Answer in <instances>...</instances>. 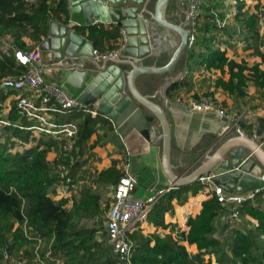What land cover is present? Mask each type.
I'll return each instance as SVG.
<instances>
[{"label":"crops","instance_id":"obj_1","mask_svg":"<svg viewBox=\"0 0 264 264\" xmlns=\"http://www.w3.org/2000/svg\"><path fill=\"white\" fill-rule=\"evenodd\" d=\"M156 1L147 0L144 6L145 10L153 12ZM244 1L243 13L237 17L235 0H203L198 27L206 21L205 8H209L210 16L207 18L205 31L200 28L197 31L196 44L194 41L192 47L182 51L169 70L160 73H138L130 84L127 79L129 71L137 66L145 68L165 66L181 42L180 34L156 22L152 13H142L150 51L144 57L137 59V62L134 58L124 55V49L118 58L110 60L92 58L89 60L90 62L82 63H78L79 59L77 58L57 60L60 58V54L53 49L57 35L52 36L50 32L60 34L64 26L67 27L66 36L68 32L72 31L93 45L94 50L99 51L115 48L120 43L122 36L125 35L124 29L113 22L96 20L89 26H82L70 21L67 0V19L50 16L47 32L45 35L40 36L39 41L30 38L32 28L28 27V34L22 36V40L25 42L24 49H34L36 47L40 49L43 65L41 74L44 80L60 86L74 98L78 99L82 92V89L76 86L80 77L76 74L74 76V73L86 70L92 78L100 73L103 74L105 80L103 82L107 81L108 85H112L114 78L111 76V72L117 70L116 65L121 68L122 77H119L123 78L124 81L120 90V98L116 102L120 112L118 118L113 119V121L118 127L123 141L114 132L108 118L102 116L106 114H101V120L96 124L95 131L84 145L83 155L80 159L81 164L76 173L77 181L81 187L84 185L91 186L95 191L97 185L106 184L110 185L113 190L115 184L96 181L95 176L101 170L110 167L113 162L121 172L123 162L128 157L129 171L135 174L137 179L131 197L145 198L156 190L181 187H171L173 182L170 180V175L186 177L193 173L204 160V158L199 157L200 152L206 147L204 143L207 144L208 141H212L214 138L216 139L214 140L216 142L214 148L220 147L230 139H239V141L237 140L238 148L244 145L242 147H244L247 154L249 153V156L251 155L249 148L253 145V142L258 143L264 150V98L261 95V89L250 81L243 96L229 94L221 87L215 86V80L219 77L225 80L228 79V73L221 74L220 70L215 67L205 68L199 63L200 57L196 55L206 50L205 44L207 43L211 47H218L223 50L228 59H233L236 62L245 61L248 65L258 63L264 71V62L261 59V53L264 51V0ZM187 6V0H168L166 7L161 9L162 17L171 24L188 30V21L185 14ZM252 13L259 15L257 33L249 31L241 19ZM211 14H214V18L211 17ZM215 23L216 25H214ZM91 26L103 30H112L113 27H116L119 34L115 38L104 36L96 42L95 38L88 35ZM48 36L53 39L52 48H49L48 42L45 41ZM203 36L210 38V40L203 39ZM2 40V45L8 41L9 45L16 48L12 44V37L9 35H5ZM191 48L192 50H190ZM190 51H194L196 54L189 57L188 52ZM70 60L73 62L69 63ZM92 62L97 65L98 70L94 71L96 68ZM111 69L112 71H110ZM2 93L7 94V96L0 100V113L3 116H8L12 107H15L14 98L17 92L4 91L0 88V94ZM133 93L143 102L139 101ZM204 97H209L212 100L213 108L190 109L189 103L191 100H202ZM87 105L98 106V103ZM150 105L159 108L168 122L169 159L167 162L164 159L166 132L163 121L158 111ZM214 108L224 110L226 117L219 118ZM244 110H249L252 119L256 121L254 129L257 135L255 137H252L253 128L249 121L241 120L239 122L241 130L245 134L243 136L238 134L239 132L233 123V115ZM62 116L65 115H57L54 119L57 122H64L59 121ZM65 119H68L65 121L73 120L70 117H65ZM28 122L29 125L33 124L32 121ZM30 132L31 139L29 138L26 142L21 141L23 145L14 144L17 152H21L23 149L37 148L38 139L43 137L55 141V144L47 153V160L52 162L54 158L59 156L63 143L61 138L46 136L42 133L35 134L34 130H30ZM256 162L258 163V161ZM198 178L195 184H200L201 187L196 192H192V189H186L180 192L177 198H173V210L166 212L164 215V221L167 224L165 228L156 227L146 218L141 222L137 231L144 235L156 232L160 236L171 233L174 237H178L177 231L190 232L191 227L186 224L187 218L198 214L202 202L210 197L213 192V185H204ZM193 182L184 186L191 185ZM50 194L53 199L59 200L63 192L56 188L54 184ZM258 197L261 198L260 202L255 197L251 203L258 205L260 209H264V193ZM106 206L109 207V204L103 206L100 198L101 212L105 214V217L108 209ZM227 214V208L221 206L214 218L216 228L214 236L221 241H229L236 229L246 231L257 224L256 219L241 211V217L231 225L224 221V216ZM98 240L100 241V239ZM181 243L189 252H197L195 244H189L187 241ZM210 257L212 262H215L214 256L211 255Z\"/></svg>","mask_w":264,"mask_h":264},{"label":"trees","instance_id":"obj_2","mask_svg":"<svg viewBox=\"0 0 264 264\" xmlns=\"http://www.w3.org/2000/svg\"><path fill=\"white\" fill-rule=\"evenodd\" d=\"M235 1L238 17L243 13L245 1ZM205 9L206 21L201 26H197V31L199 28L205 31L207 18L210 16L209 8ZM67 15L66 0H0V46L3 43L2 38L9 35L16 48H25L22 36L28 34V27L32 28L30 38L39 41L40 36L47 32L50 16L66 20ZM213 16L214 14H211V17ZM241 19L249 31L257 33L259 22L257 13ZM118 34L116 27L112 30H103L91 26L88 30V35L95 38L96 42L104 36L115 38ZM203 39L210 40L205 36ZM205 46V51L198 54L190 51L188 56L196 54L200 57L199 63L205 68L215 67L221 74L228 73V79L217 78L215 86L221 87L229 94L243 96L245 88L251 81L261 89L264 98V71L258 63L248 65L245 61L236 62L228 59L225 52L218 47H211L207 43ZM13 49L10 45L8 54L0 49V80L5 76L17 75L26 70L24 66L17 64ZM261 59L264 62V51L261 53ZM6 96L7 94H0V100ZM62 115L65 116L59 121L69 119L65 117L81 118L74 136L73 153L76 161L70 167L71 176L77 180L75 176L81 164L84 145L95 131L101 116L93 118L82 112ZM6 117L11 122L29 125L24 117L18 115L15 107H12ZM2 130L6 134L0 135L2 137L0 138V264H15L19 259L31 261L35 256L37 237L48 244L50 255L57 258L59 264H119L120 260L113 253L111 245L97 239L96 229L81 224L82 220L95 218L101 213L99 193L91 186H82L78 194L73 196L70 208L64 206L67 199L55 200L51 196L50 190L56 182L53 166L61 157L54 158L52 162L47 160V153L55 141L40 137L36 144L37 148L12 152L9 149L15 144L12 137L26 142L31 132L13 126L0 128V133ZM120 176L121 172L113 162L110 167L97 173L95 178L96 181L116 184ZM196 182L197 180L193 182L194 184L166 191L148 212V221L156 227L165 228L167 224L164 215L173 210V198H177L179 193L186 189L196 192L201 187L200 184H195ZM262 193L264 190L255 196L258 202L261 200L258 196ZM242 205L241 211L256 219L257 224L246 231L234 230L227 242L214 236L216 231L214 218L221 209V204L214 194L202 202L198 214L187 218L186 224L191 227L190 232L177 231L178 237H174L171 233L160 236L156 232L148 235L140 231L133 232L129 237L135 242L131 264H264V209L251 203V200L245 201ZM182 241L195 244L197 252H189ZM41 251H43L41 256L44 257V250ZM211 255L214 256L215 263L212 262ZM206 256L208 258H205Z\"/></svg>","mask_w":264,"mask_h":264},{"label":"built area","instance_id":"obj_3","mask_svg":"<svg viewBox=\"0 0 264 264\" xmlns=\"http://www.w3.org/2000/svg\"><path fill=\"white\" fill-rule=\"evenodd\" d=\"M186 18L188 21L187 45L190 48L197 35V26L199 23V15L203 5V0H187ZM126 37L122 36L120 43L111 50L99 51L93 50V58L103 60L118 58L123 49H125ZM10 43L6 41L0 49L8 54ZM13 55L17 62L26 68V70L17 75H8L0 80V88L4 91L17 92L15 95V109L20 117H24L27 121H32V125L24 126L18 122H11L6 116L0 115V128L5 126L18 127L20 129L34 130L46 136L61 138L63 140L62 150L58 157L59 160L54 164V173L56 174V188L63 192L60 199H67L64 204L66 208H70L73 203V196L78 194L81 189L80 183L70 174V167L76 161L74 151V136L78 130V121L69 120L57 122L56 118L59 114L82 112L89 114L91 117L101 116L98 106H92L82 103L79 99L70 96L60 86L44 80L41 74V51L38 47L34 49L14 48ZM192 110L195 109H211L213 108L212 100L204 97L202 100L193 99L189 103ZM216 115L220 118L226 117L224 110L214 108ZM108 118L113 126V130L123 138L113 118ZM233 123L237 128L238 134L243 136L244 132L240 128L241 120L249 121L253 128L252 137H255L256 121L252 119L249 110H244L233 115ZM17 145H23L17 138L12 137ZM10 151H17L16 147L10 146ZM128 157L123 162L121 168V176L114 185L112 191V201L106 212L105 228L108 244L111 245L112 251L120 260V263L131 264L132 250L135 242L131 240L130 234L137 231L142 221L147 218L148 212L151 210L157 200L167 190H156L150 196L145 198H132L131 193L134 190L137 179L135 174L129 171ZM246 158L243 160L245 161ZM214 174L199 176L198 180L204 185H213L212 194L222 207H226L228 214L224 216V221L233 225L241 217L240 208L247 200H253L260 190H264V172L261 180L263 186L261 189H255L245 192L244 194H235L225 191L220 185L213 183ZM36 246L34 257L31 261L19 259L15 264H59L57 258L50 255V247L44 250V257L41 256V248L45 245V241L40 237L36 238ZM8 258V255L4 253ZM43 257V258H42Z\"/></svg>","mask_w":264,"mask_h":264},{"label":"water","instance_id":"obj_4","mask_svg":"<svg viewBox=\"0 0 264 264\" xmlns=\"http://www.w3.org/2000/svg\"><path fill=\"white\" fill-rule=\"evenodd\" d=\"M67 2L70 21L77 25L89 26L96 20H99L100 22H113L121 26L124 29L126 37L124 55L134 58L136 62L138 61L137 59L144 57L150 51L142 13H152L154 15L153 19L156 22L180 34L181 42L165 66L159 68L137 66L129 71L127 75L129 84L132 83L134 76L138 73H160L169 70L175 64L181 52L188 49V30L171 24L162 17L161 9L166 7L168 0H157L153 12L145 10L144 6L147 0H67ZM50 34L52 36L57 35L55 45H52L53 39H51L50 36L46 37L45 41L46 43L48 42L49 48L53 46V49L60 54V58L57 60L62 58H77L79 59L78 63H82L90 62L89 60L93 58V45L86 42L84 38L76 35L72 31L68 32L66 36V26L63 27L60 34L53 31H51ZM68 62L72 63L73 61L70 60ZM93 65L96 68L94 71L98 70L97 65H95V63H93ZM116 67L117 70L111 72V76L114 78L112 80V85H108L107 81L103 82V74L100 73H97L93 78L91 75L89 76L86 70L74 73V76L76 74L80 77L78 85L76 86L82 89L78 99L87 104L97 102L99 111L107 114L113 119H117L120 112L116 102L120 98V90L122 89L124 81L123 78H120L122 77L121 68L117 65ZM110 71H112V69ZM88 81L90 82L87 83ZM136 98L141 101L140 98ZM150 106L158 111L163 121L166 132L164 159L167 162L169 159L168 122L164 113L159 108L153 105ZM214 140L216 139L214 138L212 141H208L207 144L206 142L204 143L206 147L200 152L201 154H199V157L204 158V160L193 173L186 177L170 175V180L173 182L171 187L184 186L197 180L201 174L207 175L212 173L214 174L213 182L220 185L229 193L244 194L250 190L261 189L263 186L261 176L264 172V150L261 146L255 142H253L252 146L248 145L251 151V155L249 156V153L247 154L244 147H242L244 145L238 148V141L236 139H230L217 148H214L216 144ZM245 158L246 160L243 161ZM256 161H258V163Z\"/></svg>","mask_w":264,"mask_h":264},{"label":"rangeland","instance_id":"obj_5","mask_svg":"<svg viewBox=\"0 0 264 264\" xmlns=\"http://www.w3.org/2000/svg\"><path fill=\"white\" fill-rule=\"evenodd\" d=\"M72 119L74 121H79L81 118L80 117H74ZM37 133L38 132H35V134H37ZM5 134H4V130H2L0 133L1 136L5 135ZM32 134H34V133H32ZM31 137L32 136H30L29 138L31 139ZM0 138L2 139V137H0ZM95 191L100 194L103 206L110 204V202L112 201L111 195H112V191H113L112 188L110 187V185H106V184L100 185V186L97 185V189ZM105 219H106L105 214L103 212H101L95 218L82 220L81 224L83 226H86V227H94L96 229V237L98 239H100L104 244H108L106 228H105ZM47 248H48V244H46V242H45V245L42 246L41 250H47ZM205 258H208V256H206Z\"/></svg>","mask_w":264,"mask_h":264},{"label":"bare ground","instance_id":"obj_6","mask_svg":"<svg viewBox=\"0 0 264 264\" xmlns=\"http://www.w3.org/2000/svg\"><path fill=\"white\" fill-rule=\"evenodd\" d=\"M239 141V139H237Z\"/></svg>","mask_w":264,"mask_h":264}]
</instances>
